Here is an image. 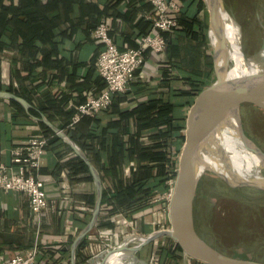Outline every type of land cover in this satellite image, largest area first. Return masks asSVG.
<instances>
[{
  "label": "crops",
  "instance_id": "0c3cea01",
  "mask_svg": "<svg viewBox=\"0 0 264 264\" xmlns=\"http://www.w3.org/2000/svg\"><path fill=\"white\" fill-rule=\"evenodd\" d=\"M40 1L45 9L36 13L38 17L26 31L36 33L37 38L19 35L13 43L8 37L2 38L8 44L0 51V87L20 95L31 109H42L40 117L44 115L61 129L68 119L72 120L69 113L74 115L78 105L105 86L95 66L102 45L93 36V28L104 20L110 38L120 50L134 48L138 39L151 29L154 7L147 0ZM49 2L55 7L47 8ZM177 2L180 6L177 17L182 13V23L166 32L165 50L160 53L147 50L127 90L119 93L110 107L99 111L93 120L84 118L75 127L80 142L93 148L87 157L105 185L103 191L108 189L119 195L118 201L101 204L95 225L81 241L82 254L88 257L85 264H90L92 257L97 258L96 264L113 260L126 264L129 251H116L123 240L147 237L168 227L165 193L172 175L166 179L161 174L164 162L156 156L167 152L170 161L175 158L177 162L180 149L174 154L171 147H155L149 157H143L145 150L137 155L133 146L163 143V138L155 136L159 129L167 127L159 123L163 111L172 108L175 122L180 123L181 114L186 119L191 81L202 85L213 76L207 34L204 38L207 27L204 32L202 6L198 11L195 0ZM17 18L24 21L22 13ZM9 101L0 98V160L7 165H11L13 147L43 133L39 125L42 122L30 114L31 109L29 114L25 111L26 116H18ZM96 137L103 138L102 149ZM94 153L98 154L96 163ZM75 156L71 148L67 150L60 143H52L45 149L39 178L45 183L49 207L38 221L23 194L0 192V232H4L5 224L25 223L32 228L30 241L21 239L12 244L13 251H0V264L34 244L38 247L35 264H71L72 242L89 222L95 204V201L87 203L82 195L94 193L96 199V184L90 172L92 180L86 181L87 174L72 175L66 166ZM102 165L108 168L106 173ZM128 190H138L140 194L129 197ZM137 197L140 200L134 202ZM100 234H105L109 241L101 242ZM137 244L138 241H129L126 249ZM174 245L172 239L161 236L141 246L136 256L149 264H196L181 252L168 253L166 249L173 250ZM100 253L105 256L98 258Z\"/></svg>",
  "mask_w": 264,
  "mask_h": 264
},
{
  "label": "water",
  "instance_id": "95a60500",
  "mask_svg": "<svg viewBox=\"0 0 264 264\" xmlns=\"http://www.w3.org/2000/svg\"><path fill=\"white\" fill-rule=\"evenodd\" d=\"M204 3L208 12L206 33L212 50L214 78L197 93L186 113L183 143L177 157L176 173L168 208L170 226L151 233L147 237H130L123 240L116 247V251L119 253L125 250L129 251V255L126 256V264H149L144 259L138 258L136 251L161 236L172 239L184 255L202 264H264L263 261L238 258L217 250L199 235L195 226L194 200L198 182L206 170L213 171L231 186L249 185L264 190V175L260 173V169H264V151L247 137L240 118V107L245 101L255 103L264 109V40L261 50L253 56L246 57L242 50L245 63L254 67L252 72L237 77L228 76L227 72L231 62L226 53L228 45L219 17L220 9H224V11L226 9L221 0H204ZM209 33H212L216 38V45L211 42ZM220 60L223 66L219 63ZM0 98L18 102L28 114L32 108L24 98L7 90H0ZM36 120L44 123L85 162L96 184V199L91 218L71 245L70 263L76 264V249L98 219L105 185L87 155L63 129L54 125L44 115ZM225 121H230L236 127L245 149L258 159L259 162L251 170L252 174L260 176V179L232 181L224 177V171L214 169V163L226 164L227 162L215 141L216 136L220 137L219 134L226 125ZM230 172L233 170L230 169ZM129 241H138V244L126 249V243ZM104 256V253H100L98 258ZM96 259V257L90 258L89 263L96 264ZM102 264L122 263L106 261Z\"/></svg>",
  "mask_w": 264,
  "mask_h": 264
},
{
  "label": "rangeland",
  "instance_id": "374dc122",
  "mask_svg": "<svg viewBox=\"0 0 264 264\" xmlns=\"http://www.w3.org/2000/svg\"><path fill=\"white\" fill-rule=\"evenodd\" d=\"M199 1L203 9L201 17L207 27L208 12L204 0ZM221 1L239 28L245 56L257 54L264 40V0ZM207 41L209 43L208 38ZM240 118L247 137L264 151V109L245 101L240 107ZM231 132L233 146L246 150L238 142L233 125ZM260 173L264 175V169H260ZM194 221L199 235L217 250L264 262V190L249 185L231 186L213 171L206 170L197 186ZM5 226L4 232H0V251H13L12 244L21 239L30 241V226L25 223Z\"/></svg>",
  "mask_w": 264,
  "mask_h": 264
},
{
  "label": "built area",
  "instance_id": "2783aa9c",
  "mask_svg": "<svg viewBox=\"0 0 264 264\" xmlns=\"http://www.w3.org/2000/svg\"><path fill=\"white\" fill-rule=\"evenodd\" d=\"M147 1L154 7V12L151 15L152 26L145 35L138 39L136 47L120 50L110 38L109 26L104 20L100 21L93 30V36L102 45L95 66L105 86L98 94L89 96L86 101L78 105L69 126L76 123L82 115L91 116L106 109L111 104L113 95L124 93L135 72L141 67L147 50L156 53L165 50L164 33L177 28L179 3L177 0ZM47 142L48 137L43 134L31 137L11 149V165L0 160V192L14 191L23 194L28 200L36 221L39 220L41 213L49 207L45 183L39 178ZM167 183L169 189L165 193V199L166 212L168 213L174 176H170ZM169 226L170 224L167 228ZM104 235H99L101 242L109 241ZM37 253L38 247L34 244L26 251L14 254L4 264H34Z\"/></svg>",
  "mask_w": 264,
  "mask_h": 264
},
{
  "label": "trees",
  "instance_id": "16d2710c",
  "mask_svg": "<svg viewBox=\"0 0 264 264\" xmlns=\"http://www.w3.org/2000/svg\"><path fill=\"white\" fill-rule=\"evenodd\" d=\"M55 1H52L51 3H54ZM72 2V0H71ZM196 2V6H198V11L201 8V3L199 0H195ZM54 8V4L50 5V2L48 3V7L47 8ZM45 9V7L41 4L40 0H25V3L23 5L21 4H15L14 0H0V51L3 50V46L5 44H8L7 42L3 41V36L6 38L8 37V40L13 43L14 39L21 35V36H25L26 34H31V39H35L37 38V34L36 33H30L26 32L28 31V29L30 30V25L32 24V22L35 21V17L36 13L38 14L40 11H43ZM33 12V13H32ZM23 14L24 15V21L19 20L17 18L18 14ZM184 13V12H183ZM198 14V13H197ZM183 15L181 13V15H178L177 20H178V25L180 23H182L181 19H182ZM198 21V20H197ZM98 25V23H97ZM96 25V26H97ZM95 26V27H96ZM23 27L25 28V30L23 29ZM95 27L93 28V30L95 29ZM206 31V26L204 28V32ZM147 33V32H146ZM145 33V34H146ZM143 34V35H145ZM142 35V36H143ZM164 36H167V33H164ZM166 38V37H165ZM204 38H206V32L204 34ZM166 47H167V39H166ZM12 48V47H9ZM28 50V49H26ZM25 50V51H26ZM28 53L30 52L29 50L27 51ZM30 54L32 55L33 53L30 52ZM37 64V62H35ZM33 63V64H35ZM214 76L210 77L208 79V81H206V83L202 84V85H195L194 81H191V87H190V91L189 93L191 94V100L189 102V105H191V103L193 102L194 97L197 95V93L199 91H201L207 84H209L212 80H213ZM103 80V79H102ZM1 90V87H0ZM12 92V91H11ZM18 95V94H17ZM20 96V95H19ZM119 96L118 94L113 95L112 97V101L115 97ZM24 97V96H23ZM111 101V103H112ZM10 105L12 108H14L16 110V115L18 116H26L25 110L24 108L16 101L10 100L9 101ZM111 105V104H110ZM110 105L106 108V110L110 107ZM44 111L42 109L36 110V109H31L30 110V114L36 117H40V114L43 113ZM72 113H69L70 118H72ZM75 114V113H74ZM174 112L172 110V108H167V110L163 111V116H160L159 119V123L160 124H164L167 127L162 131L159 129L158 133L155 134L156 137L158 138H163L164 142L163 143H158L155 144L151 147H140V145L137 147L135 144L133 146V148L135 149V152L137 155H140L141 150H145L146 153L142 154L143 157H149L152 154V150L153 148H166L171 147L173 148V152L174 154H176L182 143H183V130L185 127V115H182V117H180V123L175 122L176 119L174 118ZM97 115H82L79 120L74 123L71 127L69 126L71 119H68V121L66 122V127H62L61 129H63L69 136L70 138L83 150V152L88 156L90 154V151H93V148L89 147L87 144H84L83 142H80L79 138H77L76 136V125L78 122H80L82 119L84 118H89L91 120L94 119V117ZM52 120V119H51ZM53 121V120H52ZM41 129H43V135L48 137V142H47V146L52 144V143H60L62 145H65L67 150H70L69 146H66V144L55 134L53 133L52 130H50L44 123H39ZM93 138V137H91ZM99 140V143L103 141L102 137H96ZM93 141V139H91ZM94 142V141H93ZM46 146V148H47ZM100 149H102V145L100 143ZM125 151L127 152L128 149H125ZM130 152V151H128ZM99 154V152H98ZM98 154L94 153V157H95V163L98 162V160H96V157L98 158ZM158 156H156V158H158L159 160H162L164 163H162V169H161V174H164V177L167 179L168 176H170V173L172 176H175L176 173V166H177V162L175 160V158L171 161L169 159L168 153L167 152H159L157 153ZM146 155V156H145ZM157 160V159H156ZM66 166L69 169L70 173L72 175H76L78 173H85L87 174L84 178V180L86 181H91L92 178L89 175V169L88 166L85 164V162L75 156V158L72 159L71 162H66ZM104 173H106L108 171L107 167H104V165H102V168ZM138 190H134V191H129L127 192V195L129 197H133L135 195H139L140 193L137 192ZM83 200H85L87 203L93 204L95 201V194L92 193L90 195H82ZM119 195L118 193L115 192H110L108 189L104 190L102 193V202H112L114 201V199H116L118 201ZM140 198V197H139ZM138 197L137 199L134 200V202H137L138 200H140ZM142 199H144V195L143 197H141ZM109 203V204H110ZM84 245V242L81 243V245L79 246L78 250H77V254H76V264L77 263H82L85 264L87 263V259L88 257L84 256L82 254L81 248ZM168 253H171V255H173V253L175 251L181 252L182 250L180 249V247L178 245H174L173 250L166 249ZM38 255V253H37ZM79 262H77L78 260ZM196 264H202L198 261L193 260ZM37 262V257H36V261ZM34 263V264H35Z\"/></svg>",
  "mask_w": 264,
  "mask_h": 264
},
{
  "label": "bare ground",
  "instance_id": "6f19581e",
  "mask_svg": "<svg viewBox=\"0 0 264 264\" xmlns=\"http://www.w3.org/2000/svg\"><path fill=\"white\" fill-rule=\"evenodd\" d=\"M219 17L228 45L226 53L229 61L231 62V66L229 71L227 72V75L231 77H237L242 74L251 73L252 68L254 67L253 65L251 66L250 64L248 65L245 63V59L240 46V32L237 24L234 22L232 17L226 11H224V9H220ZM209 35L211 42L216 45L217 41L214 35L212 33H209ZM219 63L222 65L221 60L219 61ZM231 126L232 123L230 121L226 122V125L219 134L220 137L216 134L217 136L215 141L218 143L220 148L219 150L223 153L226 159L225 161L227 162L226 164L214 163V169L224 171V177L227 179H231L232 181H251L254 179H260V176L253 175L251 170V168L256 166L259 162L258 159L247 150H240L233 146ZM237 135L238 142L242 143L239 137L238 130ZM230 169H232L233 172H230Z\"/></svg>",
  "mask_w": 264,
  "mask_h": 264
}]
</instances>
